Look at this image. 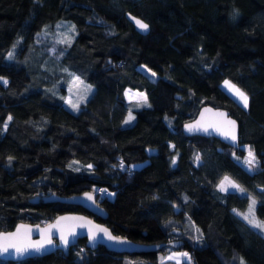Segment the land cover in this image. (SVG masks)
<instances>
[{"label":"trees","instance_id":"1","mask_svg":"<svg viewBox=\"0 0 264 264\" xmlns=\"http://www.w3.org/2000/svg\"><path fill=\"white\" fill-rule=\"evenodd\" d=\"M127 12L149 32H137ZM61 20L75 33L57 44V60L39 38ZM70 71L94 86L78 112L64 105L58 81ZM225 79L247 94V107L221 86ZM127 88L144 91L147 103L133 107ZM205 104L237 121L236 146L183 133ZM129 110L135 120L124 125ZM242 146L258 170L237 161ZM224 176L239 190L220 191ZM84 191L105 219L43 200ZM253 200L264 222V0H0V230L77 212L160 245L117 253L82 238L66 254L0 264H175L158 262L167 250H184L182 264H264V229L241 215Z\"/></svg>","mask_w":264,"mask_h":264},{"label":"water","instance_id":"2","mask_svg":"<svg viewBox=\"0 0 264 264\" xmlns=\"http://www.w3.org/2000/svg\"><path fill=\"white\" fill-rule=\"evenodd\" d=\"M125 15L137 32L141 34L149 32L150 26L145 20L129 12ZM137 20L147 24L148 28H139L136 24ZM229 122H234V125ZM189 126H192V130H189ZM182 131L186 135L213 136L230 146L238 144L239 130L237 121L228 114L227 110L210 104L202 105L192 119L184 122ZM233 131L235 134L234 140L230 135H225V133ZM89 196L92 198L89 199ZM33 200L37 201L38 198ZM43 200L79 205L102 219H105L108 215L107 211L99 204L96 195L91 191H84L70 197L49 195L43 197ZM100 229L107 230V234L104 231H100ZM5 237L8 238L7 241L4 240ZM62 237L67 240V243L64 242ZM82 238L85 240V246L90 249H95L102 245L109 251L117 253L156 250L160 247V245L142 244L116 235L106 224L85 213L64 212L45 223L19 221L11 229L0 230V259L19 261L28 257L47 255L55 250H61L66 254L69 248ZM49 240L51 241L50 243L48 242ZM5 243L10 245L7 251L3 250ZM171 244L176 245L178 243L172 242ZM17 248L22 249V251L17 252Z\"/></svg>","mask_w":264,"mask_h":264},{"label":"rangeland","instance_id":"3","mask_svg":"<svg viewBox=\"0 0 264 264\" xmlns=\"http://www.w3.org/2000/svg\"><path fill=\"white\" fill-rule=\"evenodd\" d=\"M71 24L73 25V23L71 21L61 20V22L56 23V25L54 26L52 31L51 30L45 31L39 38L41 41H49L50 47H49L48 53L51 56H54L57 60L59 58L58 54L55 52L57 44H66L67 42H70L71 39L73 38L74 33H75V29ZM48 38H50V39H48ZM138 68L149 79L154 80L156 78V74L152 70H150L148 67H146L145 65H140ZM153 73H154V75H153ZM66 76L67 77H65V76L61 77L58 80V81H60L59 83L62 84V82H63V83H65V86H66L65 87L66 88V95L64 98V105L69 110H71L73 112H78L80 110L82 104L87 100V98L93 92L94 86L92 84L84 81L79 75L75 74L74 72L70 71L68 73V75H66ZM226 82H227V84H226ZM228 85H232V86H234L235 89H239L246 96H247V94L242 89H240L237 85H235L234 83H232L228 79H225L221 83V86L233 98H235L242 106H244V103L241 101L239 96L236 95L235 91L232 88H230ZM125 95H126L127 101L130 102V104L133 105V107L139 106V105H145L147 103V97H146V93L144 91L127 88V89H125ZM74 105H75V107H74ZM130 116L132 117V119H129ZM134 120H135V114L129 110L127 112L126 117H125L124 125L132 124L134 122ZM242 147H244V149H245V154L243 157H238L237 161L249 172H254V171L258 170L259 169V161L256 158L253 151L248 146H242ZM249 152H251L252 156L254 157V161L251 165L249 163H247V161L249 159ZM225 178H228V181H231V183L235 184L236 187H232L229 183H227L225 181ZM222 182H225V188H226V190L222 191V192L239 190V185L233 179H231L229 176H224L222 178V180L219 182V184H218L219 190H220V185ZM111 196H113V193L109 194V197H111ZM249 208H250V206L248 207V209L245 212L241 213V215L244 217V219H245V216H248V219H246V221L248 223H249L250 219L254 220L255 222H258V219L254 214V210H252V212L250 213ZM260 222L262 224H264V222H262L261 220H260ZM249 224H251L253 227H255L253 223H249ZM255 228H257V227H255ZM160 254H162V253H160ZM174 254H177V256H183L184 257L185 256L184 254H186V252L184 250H176L174 252Z\"/></svg>","mask_w":264,"mask_h":264},{"label":"snow or ice","instance_id":"4","mask_svg":"<svg viewBox=\"0 0 264 264\" xmlns=\"http://www.w3.org/2000/svg\"><path fill=\"white\" fill-rule=\"evenodd\" d=\"M136 24H137V26H138L139 28H141V29H147V28H148V25H147V24H144V23L141 22L140 20H137V21H136ZM153 75H154V73H153ZM226 84H227V82H226ZM228 86H229L230 88H232V89L235 91L236 95H238L239 98L241 99V101L244 103V106L247 107V105H248V97H247L243 92H241L239 89H235L234 86H232V85H228ZM145 99H146V98H145ZM74 107H75V105H74ZM9 119H11V118L9 117ZM129 119H132V117L130 116ZM229 123H231V124L234 125V122H229ZM189 130H192V126H189ZM205 131H207V129H205ZM225 135H230L231 138H232L233 140L235 139L234 131H233V132H229V133H225ZM197 159H198V158H197ZM253 161H254V157L252 156V153L249 152V159H248L247 163H249V164L251 165V164L253 163ZM173 162H174V161H173ZM225 181H226L227 183H229L232 187H236L235 184H232L231 181H228V178H225ZM220 190H221V191H225V190H226V188H225V182H222V183H221V185H220ZM91 198H92V197L89 196V199H91ZM254 205H255V200H253V201H252V205H250V208H249V212H250V213L252 212V210H253V208H254ZM245 219H248V216H245ZM249 223H253L254 226L257 227V228L264 229V224H261V223L255 222V221L252 220V219L249 220ZM100 231H104V232L107 234V230H105V229H100ZM93 238H95V237H93ZM109 238H111V237H109ZM7 239H8L7 237L4 238L5 241H7ZM62 239H64V242L67 243V240H66L65 238L62 237ZM48 242L50 243L51 241L49 240ZM9 246H10V245H8L7 243H5V244L3 245V250H4V251H7ZM12 246H14V245H12ZM16 250H17V252H21V251H22V249H20V248H17ZM184 255H187V254H184Z\"/></svg>","mask_w":264,"mask_h":264},{"label":"crops","instance_id":"5","mask_svg":"<svg viewBox=\"0 0 264 264\" xmlns=\"http://www.w3.org/2000/svg\"><path fill=\"white\" fill-rule=\"evenodd\" d=\"M176 251V250H175ZM174 250H167L165 252H162V254H159L158 256V262L159 263H164L166 261H170L175 264H182L185 261H188V255L183 256H177V254H174ZM134 264H148L143 261H137V260H131ZM187 264H193L191 262H188Z\"/></svg>","mask_w":264,"mask_h":264},{"label":"flooded vegetation","instance_id":"6","mask_svg":"<svg viewBox=\"0 0 264 264\" xmlns=\"http://www.w3.org/2000/svg\"><path fill=\"white\" fill-rule=\"evenodd\" d=\"M91 215H93V214H91ZM77 243H78V242H77ZM77 243H76V244H77ZM76 244H75V245H76ZM75 245H73V246H71V247H74ZM71 247H70V248H71ZM70 248H69V249H70Z\"/></svg>","mask_w":264,"mask_h":264},{"label":"built area","instance_id":"7","mask_svg":"<svg viewBox=\"0 0 264 264\" xmlns=\"http://www.w3.org/2000/svg\"><path fill=\"white\" fill-rule=\"evenodd\" d=\"M104 193L106 194V193H107V191H104Z\"/></svg>","mask_w":264,"mask_h":264}]
</instances>
